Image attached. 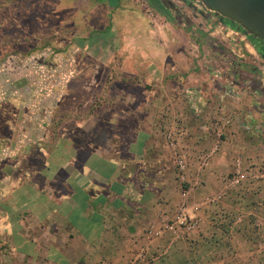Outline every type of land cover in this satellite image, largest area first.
<instances>
[{
    "label": "crops",
    "instance_id": "1",
    "mask_svg": "<svg viewBox=\"0 0 264 264\" xmlns=\"http://www.w3.org/2000/svg\"><path fill=\"white\" fill-rule=\"evenodd\" d=\"M165 1L167 13L147 0L158 19L135 31H98L94 47L71 50L63 87L84 95L56 137L47 98L0 133V264H125L141 245L151 264H264V56L242 33L179 13L188 0ZM169 128L189 155L184 186ZM237 164L255 175L233 186ZM184 189L190 209L224 197L195 210V228L150 235L175 219Z\"/></svg>",
    "mask_w": 264,
    "mask_h": 264
},
{
    "label": "rangeland",
    "instance_id": "2",
    "mask_svg": "<svg viewBox=\"0 0 264 264\" xmlns=\"http://www.w3.org/2000/svg\"><path fill=\"white\" fill-rule=\"evenodd\" d=\"M103 1L0 0V133L5 132L8 123L17 126L16 121L8 119L9 115L24 113L28 108L32 113L37 98H47L44 107L49 109V125L56 137L64 128L65 111L84 95L79 82L71 89L74 101L67 99L69 95L63 87V82L75 73L72 68L78 57L70 56L71 50L94 47L95 40L88 39L98 31H135L143 21L158 19L154 11L148 10L147 0H125L123 8L108 10ZM188 3L179 4V13L221 20L219 14L201 10L195 0ZM5 112L9 114L4 116Z\"/></svg>",
    "mask_w": 264,
    "mask_h": 264
},
{
    "label": "built area",
    "instance_id": "3",
    "mask_svg": "<svg viewBox=\"0 0 264 264\" xmlns=\"http://www.w3.org/2000/svg\"><path fill=\"white\" fill-rule=\"evenodd\" d=\"M198 7H201V10L204 12L208 13H215L214 11L209 10L203 3L199 2L198 0H195V3ZM211 19H213V22L217 23V26L221 29H228L231 30L232 33H242V36L247 39L249 36L247 33H244L241 30L233 29L230 28V26L225 25V23L222 22V20H218L214 16H211ZM230 123V117L227 115H223L220 117H217L215 120V127L217 128V133H218V138L220 139L222 134L225 131V128L227 125ZM166 141L168 144V147L170 149V153L172 156V159L175 163L176 170L178 177L184 186L185 184H189L190 182V177H189V155L184 149V147L181 144V141L179 139V136L176 132L175 129L169 128L166 131ZM218 142L215 144V146L210 149L205 155L204 161H207L213 153L217 150L218 148ZM237 171L231 178V185L237 186L239 185L240 182H242L245 177H253L255 175V171L252 170L253 167H250L249 170L246 169L247 175L243 173V171L240 168V165H236ZM188 190L184 189L183 190V200L180 202L177 208V214L174 220L172 221H166L164 222L161 227H156V226H151L148 229V233L152 236H161L163 233L166 231H173L175 232L177 230V227H182L187 230L193 229L198 225V219L197 217L193 214L196 209H199L201 207V204H214L219 202L223 197L224 193L219 192V193H214L210 194L204 197L202 203H197L193 204L191 209L190 205L188 203ZM264 205V204H263ZM239 222L243 221V216L237 217ZM157 257L156 255H151L150 257L148 256V247L146 245H141L138 249V251L135 253L134 256L129 258L125 264H151L152 260H155Z\"/></svg>",
    "mask_w": 264,
    "mask_h": 264
},
{
    "label": "water",
    "instance_id": "4",
    "mask_svg": "<svg viewBox=\"0 0 264 264\" xmlns=\"http://www.w3.org/2000/svg\"><path fill=\"white\" fill-rule=\"evenodd\" d=\"M231 25H240L248 35L264 42V0H198Z\"/></svg>",
    "mask_w": 264,
    "mask_h": 264
},
{
    "label": "trees",
    "instance_id": "5",
    "mask_svg": "<svg viewBox=\"0 0 264 264\" xmlns=\"http://www.w3.org/2000/svg\"><path fill=\"white\" fill-rule=\"evenodd\" d=\"M151 4L155 7L156 10L160 11V12H163V13H167L169 12L168 9H167V5H166V1L164 0H151ZM223 22L226 24V25H229L237 30H241L245 33H247L244 29H242L240 27V25H231L227 20H223ZM250 39H252V42L255 46V48L264 56V50L261 46V43L258 42V39L256 37H254L253 35H249ZM9 114L8 112H5L4 113V116ZM16 116V114H12V115H9V118L10 120H13V118ZM1 118V117H0ZM7 123V122H6ZM5 123V124H6Z\"/></svg>",
    "mask_w": 264,
    "mask_h": 264
},
{
    "label": "flooded vegetation",
    "instance_id": "6",
    "mask_svg": "<svg viewBox=\"0 0 264 264\" xmlns=\"http://www.w3.org/2000/svg\"><path fill=\"white\" fill-rule=\"evenodd\" d=\"M220 17H222L221 15H220ZM223 19H225L226 20V18L224 17ZM258 39V42H260L261 43V46H262V48H263V50H264V42L261 40V39H259V38H257Z\"/></svg>",
    "mask_w": 264,
    "mask_h": 264
}]
</instances>
